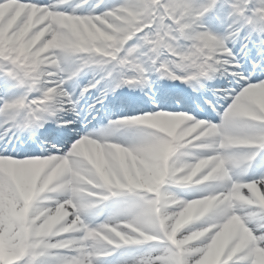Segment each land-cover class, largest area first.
Instances as JSON below:
<instances>
[{"label":"snow or ice","instance_id":"1","mask_svg":"<svg viewBox=\"0 0 264 264\" xmlns=\"http://www.w3.org/2000/svg\"><path fill=\"white\" fill-rule=\"evenodd\" d=\"M0 82V264H264V2L0 0Z\"/></svg>","mask_w":264,"mask_h":264},{"label":"bare ground","instance_id":"2","mask_svg":"<svg viewBox=\"0 0 264 264\" xmlns=\"http://www.w3.org/2000/svg\"><path fill=\"white\" fill-rule=\"evenodd\" d=\"M249 47L251 48L252 45L250 44ZM156 76V75H153V77ZM91 77V75H90ZM152 77V79H153ZM93 78V77H92ZM167 86V85H166ZM69 87V86H68ZM164 88H167V87H164ZM69 91H72V89H70ZM77 94H78V90H76ZM16 94V95H14ZM24 94V89H10V90H5L2 86V82H0V97H4V96H19V95H22ZM33 94H36V93H33ZM99 95V93L96 91V90H93V94L92 95H86L83 99H80L79 101V105H78V109L80 110L81 112V116L83 118H87L88 117V105L89 104H92L95 102V99L96 97ZM116 93H109V97L107 99H105L104 101V104L106 105V107H101L100 105H97L96 108L97 110L99 111V114H93V115H96V119H94V121H99L104 115H106V119H109V116H107V113L109 111H112L111 107H116L118 110L122 109L121 105L119 104H115L112 102V100H116ZM92 101V102H91ZM142 107H139V108H134L131 112L129 113H125V111H120V112H123L125 113V116H131V115H137V113L139 112V110H141ZM115 109V108H114ZM115 111H117L115 109ZM70 114V113H69ZM113 114V113H111ZM110 114V115H111ZM104 118V119H105ZM115 119V118H114ZM112 119V120H114ZM117 119V118H116ZM93 120V119H92ZM88 121V119H87ZM109 122V120H107ZM106 121V122H107ZM87 125H95V123H93L92 121H88L87 122ZM45 127H47V125H45ZM101 129V128H100ZM99 129V130H100ZM87 131L89 132H95L96 130H98L97 128H95V126L93 127H89L86 129ZM40 131H43V129H41ZM37 151H39V142H37V148H36ZM191 186H188V187H180V186H176L174 187V191L173 193L174 194H178L179 196L185 198V196H188V195H191V192L190 191H187L188 188H190ZM186 188V189H185ZM192 188V187H191ZM193 193V192H192Z\"/></svg>","mask_w":264,"mask_h":264},{"label":"rangeland","instance_id":"3","mask_svg":"<svg viewBox=\"0 0 264 264\" xmlns=\"http://www.w3.org/2000/svg\"><path fill=\"white\" fill-rule=\"evenodd\" d=\"M40 2L41 3H50V2H52V0H40ZM113 2H117V0H104V3L105 4H110V3H113ZM256 2L257 3H260V2H264V0H256ZM94 3H96V0H90V4H94ZM88 7H89V5H85V7H84V9H83V11H87L88 10ZM221 31L223 30V29H220ZM237 47H238V45H237ZM66 68H68V66L66 65L65 66ZM70 70V69H69ZM90 75H91V77H90ZM92 77H93V73L92 72H90V71H85V72H83V73H81L80 74V76L77 78V80H78V82H79V86H83V85H85V84H87L91 79H92ZM156 81H161V82H165L166 81V79H157ZM168 81V83L169 84H171V80H167ZM161 82L159 83V85L161 84ZM179 82V81H178ZM71 83L72 82H69L68 84H66V85H68L69 87H71ZM224 86H226V84L224 85ZM65 87H67V86H65ZM14 95H16V94H14ZM147 97L149 96V94L148 95H146ZM149 103H151V105H154V101H149ZM150 105V104H149ZM143 111H145V110H142L141 112H143ZM140 112V113H141ZM146 112V111H145ZM202 118H205V117H202ZM212 118L214 119V121H216V122H218L219 121V117L218 116H216V114L215 113H212ZM254 174V170H250L249 171V176H252ZM255 175H259V173H255ZM174 189V188H173ZM172 189V192L174 191ZM186 189V188H185ZM187 191H190L191 192V195H188V196H185V198L186 199H191L194 195H197L198 194V192H197V190L194 188V187H190V188H188L187 189ZM193 192V193H192ZM85 218V220L87 221V222H97L96 220H95V218L94 217H91V216H85L84 217ZM99 219L100 220H103L104 219V216H101V217H99Z\"/></svg>","mask_w":264,"mask_h":264},{"label":"clouds","instance_id":"4","mask_svg":"<svg viewBox=\"0 0 264 264\" xmlns=\"http://www.w3.org/2000/svg\"><path fill=\"white\" fill-rule=\"evenodd\" d=\"M162 150L165 153H167L170 149H169L168 146L165 145V146H163ZM197 203H199V202H194L193 204L189 205V209L186 210L187 215L185 216L184 214H182V220L178 221V225H179V223H182L184 219H191L192 218V214L195 211ZM208 203H210V201ZM58 215H59V210H57L56 215L53 217V222H55V220L58 217Z\"/></svg>","mask_w":264,"mask_h":264}]
</instances>
